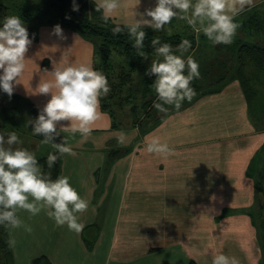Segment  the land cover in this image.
I'll list each match as a JSON object with an SVG mask.
<instances>
[{
    "label": "crops",
    "instance_id": "crops-1",
    "mask_svg": "<svg viewBox=\"0 0 264 264\" xmlns=\"http://www.w3.org/2000/svg\"><path fill=\"white\" fill-rule=\"evenodd\" d=\"M155 6L156 0H120L109 20L131 25L139 19L134 12ZM261 6L264 0H245L241 10V0H226L225 12L235 11L234 21L241 22L245 11L255 7L264 21ZM55 26L39 27L13 92L39 113L51 96L38 94L37 88L54 79V68H93L92 43L65 26H60L63 38L58 37ZM259 37L264 42V34ZM256 90V103L264 101V77L256 81ZM259 107L252 119L236 80L218 92H204L158 125L150 121L143 131L133 125L130 110L128 121L122 120L125 108L118 110L113 127L100 107L103 115L86 140L70 129L60 135L76 155L61 156L59 177H69L89 202L88 210L78 214L83 231L57 226L45 210L36 216L21 210L18 216L32 232L8 229V244L15 241L9 246L13 263L32 264L46 256L51 264H212L222 253L239 264H257L248 215L256 208L264 215V193L255 186L264 183V108ZM69 124L61 121L57 130ZM153 140L168 144L172 154L148 152Z\"/></svg>",
    "mask_w": 264,
    "mask_h": 264
},
{
    "label": "clouds",
    "instance_id": "clouds-1",
    "mask_svg": "<svg viewBox=\"0 0 264 264\" xmlns=\"http://www.w3.org/2000/svg\"><path fill=\"white\" fill-rule=\"evenodd\" d=\"M244 2L245 0H241V10ZM119 8L120 0H100L96 11H102V19L107 22ZM225 9L226 0H196L195 3L193 0H156L154 8L143 14L134 12L139 19L126 27L128 35L134 40L133 47L137 50V55L145 60L148 59L143 50L146 33L142 29L147 27L162 31L174 18L186 20L194 28L199 24L197 30H202L215 45H231L241 25L234 21V16L238 13L234 11L229 15ZM73 11H78V6L74 5ZM122 31L120 26L112 29L113 35ZM54 34L63 38L59 25L54 27ZM31 44L32 40L21 18L6 17L0 28V89L9 97L13 95L14 87L19 84L25 71V56ZM151 46L157 57L162 58L153 60L145 73L155 76L151 87L158 102H154L153 107L160 113H167L169 107L179 110L185 100L191 102L196 96L191 85L193 80L200 78L199 64L190 55L187 59L183 58L184 53L192 47L191 42L187 39L181 41L175 50L180 55L174 54L172 45L161 44L159 38L153 39ZM50 74L54 79L40 83L37 90L38 94L50 95L51 98L36 120L29 123L32 125L33 135L43 136L41 144L49 145L59 154H48L47 166L52 168L60 156L76 155L66 141L54 143V139L61 132L70 129L73 133L79 132L82 139L86 140L91 135V126L103 115L100 111L101 98L106 97L111 88L106 76L94 70L91 65L54 68ZM53 89L56 90L55 93ZM61 121H68L70 124L61 126L58 131L57 125ZM125 139V134L121 133L118 142L123 144ZM19 144L22 141L16 132L9 133L7 139L0 134V225L8 229L23 228L31 233L32 228L19 218L18 213L23 210L36 216L45 210L57 226L66 225L70 231L82 232L85 225L79 222L78 214L88 210L89 202L72 187L69 177L61 176L52 180L45 175L35 154L27 149L14 147ZM147 151L160 155L172 154L168 144L158 140L149 143ZM212 199L215 200V197ZM14 244V240H9V246ZM212 264H239V261L220 253L213 257Z\"/></svg>",
    "mask_w": 264,
    "mask_h": 264
},
{
    "label": "trees",
    "instance_id": "trees-1",
    "mask_svg": "<svg viewBox=\"0 0 264 264\" xmlns=\"http://www.w3.org/2000/svg\"><path fill=\"white\" fill-rule=\"evenodd\" d=\"M74 5L78 6V11H73ZM96 8L97 5L89 0H0V28L3 27L6 17L18 16L27 28L29 38L32 41H37L40 26L59 25L74 30L83 39L91 42L94 48L93 68L106 76L111 88L110 93L101 98V109L110 116L112 126L116 127L118 124L117 111L129 106L133 125L143 131L144 126L150 121L153 124L157 123L162 117L164 118V116L176 110L174 107H169L167 113H159L158 117L159 111L153 107V103L158 102L157 95L151 87L155 76L145 75L150 68L149 66H151H147L148 62H151L157 56L155 49L151 46V41L159 38L161 44L168 43L172 45L175 51L181 41L185 39L194 45V34H163L161 31L144 27L142 30L146 33V39L143 50L148 56V59L145 60L137 55V50L133 47L134 40L128 35L126 25L113 23L109 19L105 22L102 19V12L96 11ZM240 25L245 31L243 38H235L231 45L219 44V48L215 50L216 53L226 55V61L218 64V66L221 65V71L220 74H216L215 84L205 88L202 82L196 79L193 80L191 86L195 89L196 96L191 102L206 91L209 93L218 92L225 83L236 80L244 94L249 114L252 119H255V103L258 96L255 85L256 81L260 79V75L264 74V42L259 37L264 34V21L258 19L256 14L249 21L246 19L241 21ZM117 26H120L123 31L120 34L113 35L112 29ZM228 58L235 59L237 67L233 68L231 63L227 62ZM137 80H140L138 84L135 83ZM0 90L2 96L10 101L9 106H0V132L2 131L7 138V135L11 132H21L20 125L22 124L25 127V133L31 134L32 138L39 141V144L43 147L41 153H34L42 172L52 180L57 179L60 174L61 156L52 168L47 166L48 154H59L49 145L41 144L43 136L33 135L32 125L29 123L36 120L39 111L21 97L15 94L9 97L2 89ZM139 97L141 98L142 118H139L136 113L139 109H137L136 100ZM191 102L185 100L181 108ZM62 141L60 136L54 139V143H61ZM39 144L37 143V145ZM255 186L257 191L264 193L262 182H256ZM256 220L261 223L264 236V215L261 214ZM7 231L8 228L0 225V264H14L7 241ZM261 249L264 250V245ZM262 261L264 262L263 258ZM32 264L51 263L46 256H40L35 258ZM187 264H197V262L189 260ZM257 264L263 263L258 261Z\"/></svg>",
    "mask_w": 264,
    "mask_h": 264
},
{
    "label": "rangeland",
    "instance_id": "rangeland-1",
    "mask_svg": "<svg viewBox=\"0 0 264 264\" xmlns=\"http://www.w3.org/2000/svg\"><path fill=\"white\" fill-rule=\"evenodd\" d=\"M260 10H263V12H264V7L261 6ZM244 14H245V19L247 21H249L250 18H252V16H255L257 14L256 8L254 7V8H251L250 10H246ZM236 23L240 24V22H238V21ZM199 27H200L199 24H197V27L193 28L192 26L188 25L186 20H183L180 18H174L172 20L171 24L166 26L165 29L162 30L161 32L163 34H174V33H181V34L182 33L183 34H185V33L191 34L192 33V34H194L193 35V39L195 40L194 45L191 44L192 47L189 49V51L187 53H184L183 58L187 59V57L190 55L199 64L200 78L196 79V80L197 81L199 80L200 82H202V84L205 88H208L209 85L215 84V82H216L215 80L217 78L216 74L217 73L220 74V71H221V69H220L221 65L218 66V64L222 63L223 61H226V55H221V54L215 52V50L217 48H219L218 47L219 45H215L211 41H209L207 39V37L204 35L203 31L197 30V28H199ZM244 34H245L244 28L241 26L237 30V34L234 37V39L235 38H243ZM259 41H258V43L262 44V42H259ZM174 54L180 55V53L177 51H174ZM158 59L162 60L161 57L155 56L154 59L151 60V62L153 60H158ZM151 62H148L147 66L151 65ZM227 62H230L233 68L237 67L235 59L232 60L231 58H228ZM260 77L263 78L264 74H261ZM139 81L140 80H137L135 83L138 84ZM132 87H134V85H132ZM255 87H256V85H255ZM122 101H123V99H122ZM136 104L138 106L137 109L139 108L136 113L138 114L139 118H142L143 112L140 109V105H141V98L140 97L138 98V100H136ZM258 104L259 105L261 104L262 108H264V101H262V102L259 101V103L258 102L256 103L257 107L260 109ZM9 105H10V101L6 100L2 96V93L0 90V106H9ZM129 108H125L124 112H121V113H123L122 120L126 119L125 121H128V117H130L129 113H128ZM255 109H256V107H255ZM159 113L160 112H158V114H157L158 117H159ZM253 113H254V109H253ZM118 120L120 121V117H118ZM0 121H1V119H0ZM158 124H159V120L157 121V125ZM24 128L25 127L22 126V124H21L20 125L21 132L18 131V133H17L20 140H22V144L15 145L14 147L27 149L28 151L33 152L35 154L41 153L43 151V150H41L43 147L39 144V141H35L34 138H32L31 134L30 135L26 134ZM0 134H3V132L1 131ZM5 139H7V138L5 137ZM37 143L39 145H37ZM263 186H264V183H263ZM261 214H262V210L258 211L256 208L253 210V213L248 215L250 218H252L251 219L252 229L249 230V234H250L251 240L254 242V246H255V248H254V254L255 255L254 256L256 258H258L259 263L262 262L264 264V262L262 261V258L264 260V250L262 251V249H261V247H263V245H264V236L262 234L263 231L261 229L262 225L258 220H256L257 217L261 216ZM252 251H253V249H252Z\"/></svg>",
    "mask_w": 264,
    "mask_h": 264
}]
</instances>
